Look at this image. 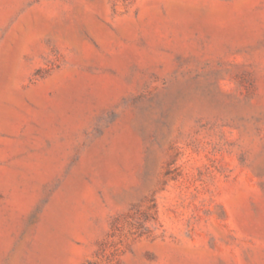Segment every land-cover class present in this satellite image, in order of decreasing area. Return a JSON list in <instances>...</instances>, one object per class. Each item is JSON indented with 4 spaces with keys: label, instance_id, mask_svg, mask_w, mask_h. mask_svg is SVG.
I'll use <instances>...</instances> for the list:
<instances>
[{
    "label": "rangeland",
    "instance_id": "1",
    "mask_svg": "<svg viewBox=\"0 0 264 264\" xmlns=\"http://www.w3.org/2000/svg\"><path fill=\"white\" fill-rule=\"evenodd\" d=\"M0 264H264V0H0Z\"/></svg>",
    "mask_w": 264,
    "mask_h": 264
}]
</instances>
